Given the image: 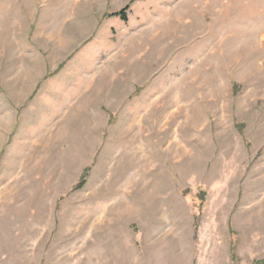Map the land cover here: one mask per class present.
<instances>
[{"label": "rangeland", "instance_id": "rangeland-1", "mask_svg": "<svg viewBox=\"0 0 264 264\" xmlns=\"http://www.w3.org/2000/svg\"><path fill=\"white\" fill-rule=\"evenodd\" d=\"M263 261L264 0H0V264Z\"/></svg>", "mask_w": 264, "mask_h": 264}, {"label": "trees", "instance_id": "trees-1", "mask_svg": "<svg viewBox=\"0 0 264 264\" xmlns=\"http://www.w3.org/2000/svg\"><path fill=\"white\" fill-rule=\"evenodd\" d=\"M118 16V15H117ZM257 264H264V261L263 262H260V263H257Z\"/></svg>", "mask_w": 264, "mask_h": 264}]
</instances>
